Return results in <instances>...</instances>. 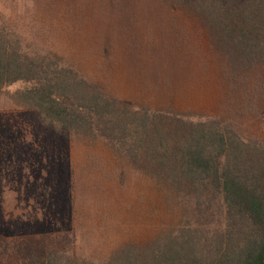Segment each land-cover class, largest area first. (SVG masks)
<instances>
[{
    "label": "trees",
    "instance_id": "obj_1",
    "mask_svg": "<svg viewBox=\"0 0 264 264\" xmlns=\"http://www.w3.org/2000/svg\"><path fill=\"white\" fill-rule=\"evenodd\" d=\"M73 11L67 32L91 35L109 60L108 23L134 11L166 15L172 38L191 39L212 64L220 107L189 116L122 99L55 43H24L0 12V94L25 84L0 110V256L19 264H264V0H77ZM131 64L144 69L140 57ZM83 154L88 170L73 157ZM137 181L156 206L150 235L106 252L83 249L91 209L102 205L90 185Z\"/></svg>",
    "mask_w": 264,
    "mask_h": 264
},
{
    "label": "rangeland",
    "instance_id": "obj_2",
    "mask_svg": "<svg viewBox=\"0 0 264 264\" xmlns=\"http://www.w3.org/2000/svg\"><path fill=\"white\" fill-rule=\"evenodd\" d=\"M76 1L0 0V12L22 35L24 43L33 47H38L42 39L47 44L55 43L64 53H72L88 76L101 79L106 88L122 99L156 108L172 106L189 116L205 117L220 107V84L212 64L206 62L201 47L193 46L191 39L177 42L172 38L173 27L166 15L134 11L124 14L118 24L108 23L113 29L109 38L113 56L109 60L103 57L106 54L98 41L90 39L91 35L82 41L71 36L74 31L67 32L75 16ZM33 33L40 41L32 38ZM127 49L131 55L129 66L124 60ZM139 57L143 70L131 64ZM24 86L15 83L6 87L0 94V110L11 107L7 97ZM73 157L75 163L85 168L84 154L81 158ZM141 184L137 181L134 187L90 185V192L102 199V205L91 209L90 237L84 240L83 249L106 252L112 243L125 239L142 241L150 235L157 218L156 206H152L153 197ZM0 264L19 263L0 256Z\"/></svg>",
    "mask_w": 264,
    "mask_h": 264
}]
</instances>
